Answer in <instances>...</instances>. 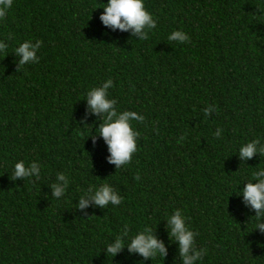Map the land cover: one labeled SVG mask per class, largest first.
<instances>
[{"label":"trees","instance_id":"trees-1","mask_svg":"<svg viewBox=\"0 0 264 264\" xmlns=\"http://www.w3.org/2000/svg\"><path fill=\"white\" fill-rule=\"evenodd\" d=\"M105 2L13 0L0 19V264H183L168 224L176 209L206 249L196 264H264V232L237 195L264 167V153L242 160L238 151L264 142V0H144L157 24L142 40L103 24ZM174 30L189 40L168 41ZM25 40L42 44L39 61L22 67L15 48ZM109 78L118 111L144 116L133 122L137 151L119 169L97 132L106 114L85 99ZM18 160L37 162L39 179H12ZM59 172L69 185L56 199ZM105 182L119 205L89 195L78 207ZM144 226L164 258L127 243L108 255L107 242H130Z\"/></svg>","mask_w":264,"mask_h":264},{"label":"clouds","instance_id":"clouds-1","mask_svg":"<svg viewBox=\"0 0 264 264\" xmlns=\"http://www.w3.org/2000/svg\"><path fill=\"white\" fill-rule=\"evenodd\" d=\"M12 5L13 0H0V19L6 17ZM102 8L104 11L100 15V20L104 25L121 31L131 30L134 35L138 34L141 40L147 36L148 30L156 28L157 21L145 7L144 0H106ZM167 40L185 43L189 40V36L182 30H174L168 35ZM41 44L40 40H36L35 43L25 40L15 48L22 67L39 61L38 50ZM6 48L7 44L0 41V51ZM111 87H113V80L109 78L101 85L90 88L85 99L94 113L106 114L97 132L108 145L109 162L114 163L119 169L121 166H127L133 158V153L137 151L139 133L134 129L133 122L143 121L144 116L136 111H118L116 100L109 96ZM213 109L214 105H209L204 109L205 115H210ZM221 134L222 129L217 128L214 135L220 137ZM238 151L242 160L250 159L257 152L264 153V142L260 138L253 139L241 144ZM40 174L41 167L37 162L32 161L26 164L24 160H18L14 163L12 179L20 177L39 179ZM252 176L257 182L249 180L237 195L242 192L246 205L255 210L254 229L264 232V167L256 169ZM136 178L139 179V176ZM68 185L69 177L63 172L57 173L56 182L51 185L54 197L56 199L63 197ZM89 195L96 205L102 207L109 204L119 205L122 200L113 186L105 182L98 186H89L81 195L79 208H84L89 203L87 199ZM168 224L171 229L170 236L179 242L183 264H196L197 261L202 260L206 249L196 247L197 233L188 224L187 217L180 209H176L169 215ZM126 243L130 252H137L146 258L155 259L157 256L164 258L167 253L164 242L153 234L149 226H144L141 231L133 234L130 242L126 241L123 235H116L114 242L106 243L108 255L115 256Z\"/></svg>","mask_w":264,"mask_h":264}]
</instances>
